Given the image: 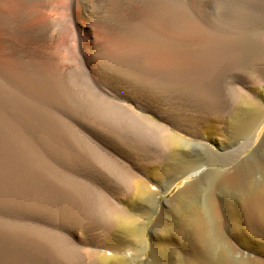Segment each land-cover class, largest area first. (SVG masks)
Returning a JSON list of instances; mask_svg holds the SVG:
<instances>
[{"label": "bare ground", "instance_id": "bare-ground-1", "mask_svg": "<svg viewBox=\"0 0 264 264\" xmlns=\"http://www.w3.org/2000/svg\"><path fill=\"white\" fill-rule=\"evenodd\" d=\"M28 1L33 13L43 8L41 0ZM15 2L0 5L6 11ZM72 2L93 24V36L77 38L73 69L60 76L50 54L38 66L0 62V264H134L147 255L144 246L148 258L141 264H264V139L232 171L197 177L211 163L193 156L190 142L171 129L204 140L197 145L212 153L250 146L264 119V89L229 115L210 110L193 124L182 111L161 106L158 91L175 78L197 80L221 54L217 47L237 41L250 10L215 21L203 0ZM54 27L31 26L36 41ZM61 112L106 143L90 144ZM70 164L99 178L104 189L64 173L60 166ZM247 235L263 244L254 246L250 262L239 263L235 239Z\"/></svg>", "mask_w": 264, "mask_h": 264}, {"label": "rangeland", "instance_id": "rangeland-1", "mask_svg": "<svg viewBox=\"0 0 264 264\" xmlns=\"http://www.w3.org/2000/svg\"><path fill=\"white\" fill-rule=\"evenodd\" d=\"M21 1L22 2L16 0L17 3H14L15 5L17 4L16 7L15 5L10 8L4 7L6 11L3 10V7L0 5V47L2 48L0 51V62L3 65L5 63V66H9L11 63L13 66L21 67L20 62H22V65L24 62L26 64L32 62L31 65L38 66V63H41L40 60H43L42 62H44V60L47 61L45 55L50 54L49 56L47 55V59H52L51 63H55L56 72L59 71L58 74L60 76H62L61 73L65 74L67 69H73L75 63L71 57L74 58V56L76 57L77 55V53H74L78 50L77 38L79 35L82 38L89 34H91L90 36H93V24L80 16L81 10L74 6L72 0H41L43 8L41 9L40 7L41 11L37 13H33V5L31 2L28 0ZM203 3L208 10L207 13L210 18L215 21H223V19H227L229 15H232L235 9L239 8L242 10L245 7L251 12V18L248 17L251 20L246 23V26H240L241 28L238 33L234 34L233 40L237 38V41L235 40L236 42L233 44L234 47L233 45L229 46L227 41L217 47L216 50L221 51V54L216 57V62L214 61L211 63L214 66L207 65L203 67L202 69H206L201 71L202 75L200 74V77L197 80L196 78H192L191 80L190 78H185L184 81L180 80L178 82V79L175 78V82L171 87L158 88V91H161L159 96L160 102L163 104L161 106L164 107L167 105L189 115L192 124L200 120L202 121L210 110L215 112L216 115H229L231 111L233 113L235 109L242 104V100H245V98L250 100L254 91L264 89V0H203ZM50 4H53L54 7ZM241 5L244 6L240 7ZM12 9L15 10L13 11ZM18 9L19 11H17ZM38 23L46 29L47 26H55V29L52 28L48 35L44 32V38L42 37V39L36 41L31 26ZM8 26H14L12 27L13 29L11 32H7ZM223 28L221 30H223ZM224 34L225 31H221L218 38L223 37L224 39V37H226ZM72 46H74L75 49ZM174 47L177 49L181 48L179 46ZM3 53H6V55ZM66 58H68V60ZM229 58L231 59L229 60ZM3 60L4 63L2 62ZM11 60H13V62ZM32 60L37 64H33ZM84 60L87 61L86 63L89 67L91 66V63H93L88 55H84ZM16 62L18 65L15 64ZM229 64L232 65L230 66ZM240 68L242 69L240 70ZM223 69L224 71L227 70L224 72ZM74 81L75 78L68 76V85L70 82L71 85L69 86L72 88L74 87L72 86ZM194 84H197L199 87ZM62 113L65 115L63 117L68 120L73 127L77 129L79 128L78 130H80V133L91 139L89 142L90 144L99 141L98 144L103 146L106 143L98 133L91 130L88 126L76 119V117H71V115L68 113L66 114L65 112H61V114ZM147 115L151 116V114ZM154 119L166 125L165 122L159 118L154 117ZM75 122L78 123L76 124ZM174 125H178V123L174 122ZM171 129L176 135L183 136L190 142L188 150L193 156L203 160L205 159L208 163H211L205 165L197 177H201L209 170L221 172L232 171L242 161L251 158L258 150L261 141L264 139V119L258 123L250 135V142L252 141V144L234 151L214 149V152L212 153L211 151L197 145L199 142H204V140L200 138L194 139L192 135L183 132L181 129L173 127ZM52 166H54V164ZM103 166L107 165L103 163ZM60 168L64 173L67 174L71 172L68 175L71 174L70 176H73L78 180L87 183L90 182L88 184L98 189H104L106 186V184L99 178L94 175H89V173H85V171H82L83 169L81 167L74 164L60 166ZM109 176L114 180V176ZM197 177L192 176L191 179L186 177L179 180L167 193L160 196L159 203H164L167 199L172 198L178 189L181 186H184L188 180H196ZM158 211H160V209H157L155 217L147 222V229L149 231L148 235L155 222ZM61 214L62 213L58 214L57 217L51 216V219L58 220L59 216L61 217ZM235 242L238 245V255L236 259L239 263L250 262L257 253L256 247L254 246H257L259 243L263 244V242L250 235L241 236L240 238L238 237L235 239ZM143 250L147 255H140L134 264H141L148 258V252L147 249H145V246L143 247Z\"/></svg>", "mask_w": 264, "mask_h": 264}]
</instances>
